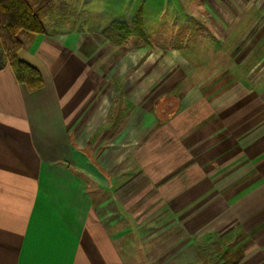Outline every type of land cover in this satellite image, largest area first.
Segmentation results:
<instances>
[{
  "label": "crops",
  "instance_id": "0c3cea01",
  "mask_svg": "<svg viewBox=\"0 0 264 264\" xmlns=\"http://www.w3.org/2000/svg\"><path fill=\"white\" fill-rule=\"evenodd\" d=\"M56 1L19 35L39 88L0 50V264H264V0L155 1L182 43L154 49L146 0Z\"/></svg>",
  "mask_w": 264,
  "mask_h": 264
},
{
  "label": "trees",
  "instance_id": "16d2710c",
  "mask_svg": "<svg viewBox=\"0 0 264 264\" xmlns=\"http://www.w3.org/2000/svg\"><path fill=\"white\" fill-rule=\"evenodd\" d=\"M43 1L45 5H48L53 0ZM141 12L140 5L134 12L131 27L135 34L139 35L138 37L145 39L141 33ZM126 27L125 22L112 21L102 31V34L110 40L120 42L129 32ZM44 32V26L28 0H0V50L8 61L16 80L24 83L30 90L39 88L42 85V79L35 68L17 58L16 52L22 46L19 35L21 33L34 35Z\"/></svg>",
  "mask_w": 264,
  "mask_h": 264
},
{
  "label": "rangeland",
  "instance_id": "374dc122",
  "mask_svg": "<svg viewBox=\"0 0 264 264\" xmlns=\"http://www.w3.org/2000/svg\"><path fill=\"white\" fill-rule=\"evenodd\" d=\"M35 1L36 0H28L31 7L37 12V15L39 16V18H41L44 22H47L48 9H46L45 7L49 6V5H45V3H36ZM59 1H61V0H57L56 2H54L52 4V7H53V9H51L52 11H56L57 9H59L63 6V1L62 2H59ZM150 1L154 2V3H151ZM155 1H159V0H149V2H148V0H146V2H144V3H140V2L137 3L136 2L134 5L135 10H137V8H139V6L141 5V11H142L141 12V20L144 18L146 28L150 32V35L148 37H145V39H149L153 49L155 47H158V46L171 47V46L178 45V44L180 45L182 43L181 42L182 40H180L181 36H177V35L166 36L167 31L170 32V31H174V29H175L174 26H170L171 24L174 23V20H173L174 15H170L169 11H168L166 13V14H168L166 17L163 14V12H165V11H163L162 13L160 11L159 2H155ZM130 2H128V4H124V5H120V4L113 5V4H110L109 0L101 1L100 4H98L96 6L101 8V9L104 8L108 12V13H102V15L104 17L102 22H104V24H106L105 21L108 20L107 17L109 18V16L112 15L113 13L116 14L117 12H119L120 15L124 16L123 14H126V12H128V10H129V12H131L130 9H132L133 5ZM199 3H197V4H184L181 6L185 9H187L189 12H192V13L195 12V13L200 14L201 12L206 13L207 11H209L208 9H205L204 6L200 5ZM225 6L228 8V5H225ZM236 6H238V5H229V8L231 7L233 9H235ZM69 7L70 8L72 7L73 11L71 10L72 11V13H70L71 18L70 19L68 18L67 20H69L71 23L79 22L78 21L79 16H85L89 13L88 9L82 10V8H80V6H78V4H72ZM123 8H125V10ZM101 12H102V10H101ZM198 18L200 19L199 27L202 28L203 26L201 25V23H202L203 19H202L201 15H199ZM167 26L169 27L168 30L165 29V27H167ZM179 27H181V26L179 25ZM162 33H163V35H161ZM19 37L21 38L22 36H19ZM206 38H207L206 36L202 35L199 37V40H203ZM141 40H142L141 37H135L134 39L131 40V42L135 43V44H139L142 42ZM178 40H180V41H178ZM187 43H189V42H187ZM209 54L210 53H207V51H206L202 55H203V57L207 58V56ZM221 54L222 53H220V54L216 53L215 54L217 56V58L215 60L217 62L216 63L217 65L219 63L220 64L222 63ZM238 55H239L238 52L234 53V56L236 58L238 57ZM216 69L217 68H215V70ZM207 70H210V69H207Z\"/></svg>",
  "mask_w": 264,
  "mask_h": 264
}]
</instances>
